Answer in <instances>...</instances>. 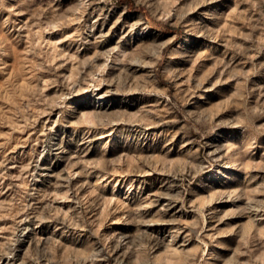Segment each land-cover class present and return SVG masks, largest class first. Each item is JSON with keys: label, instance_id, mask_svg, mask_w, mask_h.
Wrapping results in <instances>:
<instances>
[{"label": "rangeland", "instance_id": "obj_1", "mask_svg": "<svg viewBox=\"0 0 264 264\" xmlns=\"http://www.w3.org/2000/svg\"><path fill=\"white\" fill-rule=\"evenodd\" d=\"M0 0V264H264V0Z\"/></svg>", "mask_w": 264, "mask_h": 264}, {"label": "trees", "instance_id": "obj_2", "mask_svg": "<svg viewBox=\"0 0 264 264\" xmlns=\"http://www.w3.org/2000/svg\"><path fill=\"white\" fill-rule=\"evenodd\" d=\"M125 2H128V3H130L131 1L130 0H124Z\"/></svg>", "mask_w": 264, "mask_h": 264}]
</instances>
